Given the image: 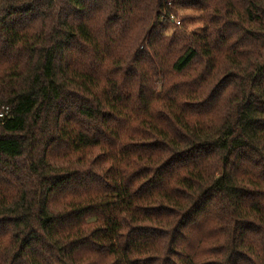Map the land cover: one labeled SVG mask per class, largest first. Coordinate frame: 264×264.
<instances>
[{"label": "trees", "instance_id": "obj_1", "mask_svg": "<svg viewBox=\"0 0 264 264\" xmlns=\"http://www.w3.org/2000/svg\"><path fill=\"white\" fill-rule=\"evenodd\" d=\"M0 114V264H264V0H0Z\"/></svg>", "mask_w": 264, "mask_h": 264}, {"label": "rangeland", "instance_id": "obj_2", "mask_svg": "<svg viewBox=\"0 0 264 264\" xmlns=\"http://www.w3.org/2000/svg\"><path fill=\"white\" fill-rule=\"evenodd\" d=\"M198 16V13L191 10H177V13L170 18L171 26H169L168 29L170 37L174 33H177L176 35L178 36H189L200 33L202 31L203 23L199 21ZM184 19H187L185 23H183ZM165 22H167V20H165ZM183 27H185V31H183Z\"/></svg>", "mask_w": 264, "mask_h": 264}, {"label": "built area", "instance_id": "obj_3", "mask_svg": "<svg viewBox=\"0 0 264 264\" xmlns=\"http://www.w3.org/2000/svg\"><path fill=\"white\" fill-rule=\"evenodd\" d=\"M178 24H181V23H178ZM3 116H4L3 114H0V119H2V118H3Z\"/></svg>", "mask_w": 264, "mask_h": 264}]
</instances>
